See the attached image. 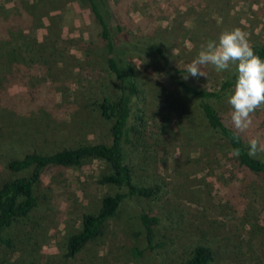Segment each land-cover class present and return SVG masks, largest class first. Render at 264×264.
Returning <instances> with one entry per match:
<instances>
[{"label": "rangeland", "instance_id": "1", "mask_svg": "<svg viewBox=\"0 0 264 264\" xmlns=\"http://www.w3.org/2000/svg\"><path fill=\"white\" fill-rule=\"evenodd\" d=\"M110 2L125 30L141 41L161 43L183 78L202 47L224 30L246 32L252 47L264 44V0ZM98 32L82 0H0V76L6 73L0 89V185L28 175L9 172L8 159L109 143L107 123L84 107L100 84H108L110 93L115 88ZM10 46L20 59L16 65L6 62ZM133 61L142 140L129 163L134 181L154 188L156 195L124 201L102 235L69 258L67 244L83 216L97 213L102 198L113 192L98 183L108 168L99 160L47 168L36 187L39 208L29 225L16 229V251L1 254L0 264H184L197 246L211 250L210 264H264V188L239 171L225 146L209 136L193 99L150 60ZM202 70L205 77L184 80L217 90L226 71L211 65ZM213 104L231 123L227 98ZM254 128L264 137V108L254 113L247 131ZM141 211L159 218L156 249L146 248L136 219ZM135 251L142 255L135 257Z\"/></svg>", "mask_w": 264, "mask_h": 264}, {"label": "trees", "instance_id": "2", "mask_svg": "<svg viewBox=\"0 0 264 264\" xmlns=\"http://www.w3.org/2000/svg\"><path fill=\"white\" fill-rule=\"evenodd\" d=\"M88 5L90 16L98 26L99 39L104 52L106 71L115 84L114 93L109 85L100 84L97 90L84 99V107L94 118L107 123L109 143H91L64 148L51 153L31 151L19 159H8L6 167L11 173L28 172L27 176L8 179L0 185V255L15 253L16 229L29 225L39 208L36 187L47 168H76L87 160H99L106 164L108 172L98 179V183L113 189L106 194L97 213L85 214L80 230L73 234L67 244L66 256L75 258L84 247L99 238L107 222L114 218L121 204L132 199H151L156 190L134 181L130 166L132 148L140 144L142 118L137 107L141 90L137 84L134 57L150 60L167 77L181 94L193 99L203 115L209 136L225 146L230 155L232 149L239 148L240 155L232 156L235 166L257 186L264 188V156L261 151L249 155L248 142L253 137L264 144V137L254 128L237 133L231 123L219 114L214 102L227 98L234 83V75L226 71L219 88L208 91L188 84L182 77L183 71L173 63L171 54L156 40L141 41L127 32L110 0H82ZM10 43L8 42V46ZM253 50L264 59V44ZM7 60L16 65L20 62L14 46L6 50ZM12 66L13 68L15 66ZM11 67V68H12ZM11 68H8L11 70ZM0 76V89L5 85L6 73ZM136 219L144 236L146 248L156 249L155 227L159 218L146 211L137 214ZM264 230V228H263ZM4 250H7L5 252ZM135 257L142 252L135 251ZM212 252L205 246L195 247L184 264H210Z\"/></svg>", "mask_w": 264, "mask_h": 264}, {"label": "clouds", "instance_id": "3", "mask_svg": "<svg viewBox=\"0 0 264 264\" xmlns=\"http://www.w3.org/2000/svg\"><path fill=\"white\" fill-rule=\"evenodd\" d=\"M211 65L217 72L229 71L235 79L227 103L231 106L230 122L237 133H243L253 124L257 109L264 108V59L255 53L246 32L235 28L224 30L216 41H209L191 63L188 75L204 76L202 66ZM187 76L184 78L187 79ZM249 155L264 151V144L253 137L248 142ZM230 155L238 157L240 149Z\"/></svg>", "mask_w": 264, "mask_h": 264}]
</instances>
